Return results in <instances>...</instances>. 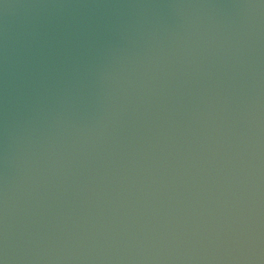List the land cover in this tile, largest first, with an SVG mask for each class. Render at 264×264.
Returning <instances> with one entry per match:
<instances>
[{"label": "water", "instance_id": "water-1", "mask_svg": "<svg viewBox=\"0 0 264 264\" xmlns=\"http://www.w3.org/2000/svg\"><path fill=\"white\" fill-rule=\"evenodd\" d=\"M0 264H264V0H0Z\"/></svg>", "mask_w": 264, "mask_h": 264}]
</instances>
